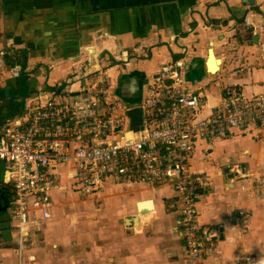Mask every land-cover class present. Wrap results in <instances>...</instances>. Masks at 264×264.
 I'll use <instances>...</instances> for the list:
<instances>
[{
    "label": "crops",
    "instance_id": "obj_1",
    "mask_svg": "<svg viewBox=\"0 0 264 264\" xmlns=\"http://www.w3.org/2000/svg\"><path fill=\"white\" fill-rule=\"evenodd\" d=\"M255 1L261 4V12L241 0H0V54H5V69H0V94L5 99L0 100V105H19L17 115L25 116L36 91L50 90L48 81H54L52 87L61 86L69 75L76 78L77 64L90 66L88 55L82 52L90 46L98 51L97 63L91 67L108 66L114 89L123 71L120 64L128 63L125 67L129 65L132 70L154 71L187 54L191 60H186L185 75L196 63L201 69L192 72V83L185 82L184 86L194 90L186 93L204 95V114L213 112L230 88L243 90L250 99L264 97V50L260 39L255 41L253 30L244 25L245 18L252 17L256 27L264 28V0ZM212 46L213 55L220 62L215 74L210 73ZM137 54L145 59L141 68L127 61L130 55ZM16 67L22 69L19 75L13 73ZM204 72L207 79L202 81ZM210 76H219L220 81L226 79L229 83L215 85ZM29 92L32 96L26 101ZM14 121L3 125L0 137ZM238 137L245 139L243 147L250 148L246 161L227 158L229 147L234 146L231 143ZM236 139L213 146L194 140L189 155L191 170L208 175L213 186L200 193L198 222L201 227L228 228L236 212L248 208L252 218L244 229L245 236L238 238L225 232L220 247L226 257L250 253L256 256V264H261L264 197L252 194L248 199L229 179L225 182V174L234 162L253 172L258 165V182L264 187V130L250 129ZM0 187L7 195L6 214L10 208L8 220L1 221L4 226L1 225L0 264H185L183 237L177 213L171 207L177 196L169 184L160 185L158 192L150 196L144 193L143 186L106 179L102 197L93 207L75 197L54 195L64 206L58 215L59 209L54 211L50 222L54 223L51 228L56 227L59 232L45 235L41 228L31 225L41 242L35 246L28 242L32 237L30 227L20 232L11 223L15 201L12 189L6 184ZM149 201L152 209L141 214L146 209L139 211L138 206ZM78 204L94 212L79 218L76 209H71ZM134 217H139L138 225L129 223ZM13 231L17 232L18 241L3 242L4 234ZM62 249L65 253L57 255L56 251Z\"/></svg>",
    "mask_w": 264,
    "mask_h": 264
},
{
    "label": "built area",
    "instance_id": "obj_2",
    "mask_svg": "<svg viewBox=\"0 0 264 264\" xmlns=\"http://www.w3.org/2000/svg\"><path fill=\"white\" fill-rule=\"evenodd\" d=\"M244 25L259 36L264 50V28L256 27L252 17ZM4 57L1 53L0 69H5ZM186 67V59H180L149 80L138 126L128 117L131 109L113 97L108 66H88L84 72L79 68L76 78L69 75L65 84L44 91L43 101L35 100L0 137V167L15 197L11 223L20 232L50 223L54 211L63 207L54 195L75 197L93 207L106 179L143 186L150 196L169 184L177 196L171 207L183 237L185 264H256L253 254L226 257L220 247L225 232L245 236L252 218L248 208L236 212L227 231L224 225L200 226V193L213 186L208 175L191 170L189 155L194 140L213 146L250 129L264 130V97L250 99L243 90L230 88L213 112L204 114V95L181 91ZM21 72L13 69L16 75ZM227 168L229 183L248 199L252 194L264 197L260 166L255 172L235 162Z\"/></svg>",
    "mask_w": 264,
    "mask_h": 264
},
{
    "label": "water",
    "instance_id": "obj_3",
    "mask_svg": "<svg viewBox=\"0 0 264 264\" xmlns=\"http://www.w3.org/2000/svg\"><path fill=\"white\" fill-rule=\"evenodd\" d=\"M241 3L250 5H255L256 8L259 9V12L262 11L261 4L257 3L255 0H241ZM180 35V34H179ZM255 41L259 42V36L255 37ZM213 46L212 49H210L209 54L210 57L214 59L215 62H218L214 55H213ZM83 53L88 55V63L90 66H95L97 63L96 56H97V48L94 46H90L82 51ZM126 55L128 54L127 51H125ZM121 65V64H120ZM119 65V66H120ZM118 67V66H117ZM201 69L200 64H194L189 67L188 73L185 75V82L186 83H192V72L199 71ZM149 71V72H148ZM148 71H142V70H132L129 65L125 67V70H123L119 76L116 79L115 89L113 92V97L119 101L125 108L131 109V111L128 113L129 119L132 120V126H138L140 122L136 121L142 118V112L139 109L140 104L142 103L145 90L148 88L149 80L156 75L159 72V68L155 69L154 71L149 68ZM207 79V74L204 72V77L202 81H205ZM2 91V90H1ZM21 93V90L19 91V94ZM5 99L4 96H2V93L0 94V100ZM20 109L19 105L14 104H5L0 105V130L3 127V125L8 121L17 120L21 115L18 114V110ZM14 114V115H13ZM7 195L5 190L0 187V213H6L7 211V202L6 199ZM146 209L141 214L149 213V211L152 209V202L149 201L147 203H142L138 206V210ZM129 223L131 221L134 225H138L139 223V217H134L132 220H128ZM228 228L225 226V231H227ZM225 234L222 236V240H224Z\"/></svg>",
    "mask_w": 264,
    "mask_h": 264
},
{
    "label": "rangeland",
    "instance_id": "obj_4",
    "mask_svg": "<svg viewBox=\"0 0 264 264\" xmlns=\"http://www.w3.org/2000/svg\"><path fill=\"white\" fill-rule=\"evenodd\" d=\"M168 45V44H167ZM259 47V46H258ZM183 58L185 57H187V63L189 62V57L188 56H182ZM106 58V57H105ZM105 58H103V60H105ZM130 59L129 60H127V61H130V63L134 66V67H138L139 66V68H141L142 66H143V64H140L141 63V61H144L145 59H144V57L141 55V54H137V55H130V57H129ZM148 61H150L149 59H147ZM191 60V59H190ZM111 62V61H110ZM112 63V62H111ZM125 64H128V63H125ZM125 64H121V68H120V70H124V68H125ZM75 68H77V69H79V68H83V70H82V72H84L85 70H87L88 69V65L87 64H83V63H81V64H77V66H75ZM119 70V71H120ZM1 71V70H0ZM219 77V76H218ZM218 77H213V76H210V78L211 79H213L215 82L213 83V84H218V85H220V84H223V85H227L228 83H229V81H227L226 79H224L223 81H220V79H218ZM53 82L54 81H48L47 83H48V85H50V87H52V84H53ZM112 83V82H111ZM55 84H59V82H57L56 81V83ZM187 87L186 86H184L182 89H181V91H183V92H187V91H189V92H193L194 90L193 89H191V88H188V89H186ZM36 93H37V96L34 98V101L36 100V102H38L39 101V98H41L40 99V101H43V99H42V97H40L41 96V94H43L42 93V91H36ZM67 97V96H66ZM117 104L119 105V106H122V104L121 103H119V102H117ZM239 137H241V136H239ZM235 138L236 140L235 141H233L231 144L232 145H234L233 146V148H231L230 149V147H229V154L230 155H228L227 156V158H231L233 161H236L235 159H237V161H239V162H241V161H246L245 160V158H246V156H245V154L247 153V152H249L250 151V148H248V147H243V145L245 144V139H243V138ZM191 154V153H190ZM236 156V158H234ZM209 160L211 159V158H208ZM220 169L224 172V169L222 168V167H220ZM223 174H225V173H223ZM222 174V175H223ZM3 175H4V168H2V167H0V184L1 185H5V183L3 182ZM229 179V176L227 175V174H225V182L227 183V180ZM262 180L264 181V176L262 177ZM117 182H119V181H117ZM71 209H76L75 211H76V213L78 214V217L79 218H81L83 215L82 214H84V213H91V212H94L93 210H91V208H89V207H87L86 205H84V204H78V205H76V206H74L73 208H71ZM63 211H64V206H63ZM9 212H10V208L8 209V213L4 216V217H2V218H0V234H1V225L2 226H4V223H1V221H7L8 220V215H9ZM57 212V215H58V213H59V210L58 211H56ZM52 224H54V223H52ZM52 224H48L47 223V225L45 224L43 227H40L41 229H40V232H42V234H45V235H48V234H57L58 232H59V230H57V228L56 227H53V228H51L52 226ZM123 226V225H122ZM30 226H28V228H29ZM30 229V235L32 236L29 240H28V242H30V243H32V242H34V243H32L33 244V246H35L34 244H36L37 245V243H41V242H39V234H38V232H36V230L33 228V227H30L29 228ZM60 229H62L63 230V227L62 228H60ZM5 240H8V241H13V242H17L18 241V234H17V232H15V231H13L12 233H8V234H4V239H3V242L5 241ZM2 241V240H1ZM29 243V244H30ZM31 248V247H30Z\"/></svg>",
    "mask_w": 264,
    "mask_h": 264
},
{
    "label": "bare ground",
    "instance_id": "obj_5",
    "mask_svg": "<svg viewBox=\"0 0 264 264\" xmlns=\"http://www.w3.org/2000/svg\"><path fill=\"white\" fill-rule=\"evenodd\" d=\"M220 65V62H215L214 59L211 56L210 60V73L215 74L217 72V69Z\"/></svg>",
    "mask_w": 264,
    "mask_h": 264
},
{
    "label": "flooded vegetation",
    "instance_id": "obj_6",
    "mask_svg": "<svg viewBox=\"0 0 264 264\" xmlns=\"http://www.w3.org/2000/svg\"><path fill=\"white\" fill-rule=\"evenodd\" d=\"M31 96H32V94H31V92H29L28 95H27V98L25 100L28 101L29 97H31ZM98 225L101 228L102 224L98 222ZM56 252H57V255H63L65 253V251L63 249L62 250H57ZM65 259H67V258H65ZM65 261H63V262H65Z\"/></svg>",
    "mask_w": 264,
    "mask_h": 264
},
{
    "label": "trees",
    "instance_id": "obj_7",
    "mask_svg": "<svg viewBox=\"0 0 264 264\" xmlns=\"http://www.w3.org/2000/svg\"><path fill=\"white\" fill-rule=\"evenodd\" d=\"M6 213H0V217H4Z\"/></svg>",
    "mask_w": 264,
    "mask_h": 264
},
{
    "label": "clouds",
    "instance_id": "obj_8",
    "mask_svg": "<svg viewBox=\"0 0 264 264\" xmlns=\"http://www.w3.org/2000/svg\"><path fill=\"white\" fill-rule=\"evenodd\" d=\"M261 264H264V261H262Z\"/></svg>",
    "mask_w": 264,
    "mask_h": 264
}]
</instances>
